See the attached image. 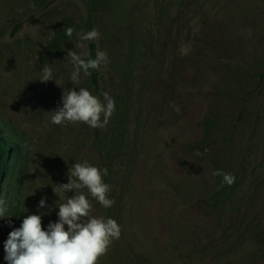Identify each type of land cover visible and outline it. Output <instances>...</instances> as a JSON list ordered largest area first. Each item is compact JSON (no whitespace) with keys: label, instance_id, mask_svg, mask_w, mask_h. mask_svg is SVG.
Returning a JSON list of instances; mask_svg holds the SVG:
<instances>
[{"label":"rangeland","instance_id":"obj_1","mask_svg":"<svg viewBox=\"0 0 264 264\" xmlns=\"http://www.w3.org/2000/svg\"><path fill=\"white\" fill-rule=\"evenodd\" d=\"M89 2L109 63L77 84L67 51L89 53L87 2L0 0V127L19 145L0 193V264L25 216L45 230L58 220L75 193L57 185L85 160L107 169L115 201L82 189L89 216L121 228L97 264H264V0ZM44 67L54 80H39ZM80 88L114 99L105 128L51 123Z\"/></svg>","mask_w":264,"mask_h":264},{"label":"clouds","instance_id":"obj_2","mask_svg":"<svg viewBox=\"0 0 264 264\" xmlns=\"http://www.w3.org/2000/svg\"><path fill=\"white\" fill-rule=\"evenodd\" d=\"M73 32L74 29L67 28L65 34L70 38ZM78 36L81 41L95 42L100 33L93 28ZM67 55L73 65L70 80L77 84L80 82L81 71L88 76L91 74L90 70L100 71L109 63L107 52L100 49H97L94 59L87 51L81 55L69 49ZM41 71L40 81L54 80L51 68L44 67ZM102 95L103 102L85 88H80L79 91H64L62 107L50 113L51 123L67 126L82 122L93 129L105 128L115 112V101L106 92ZM196 155L202 153L197 151ZM67 175L68 182L57 187L64 194L68 191L75 194L58 206V220L50 221L45 230L42 228L40 215L25 216L20 227L13 229L4 242V259L7 264H97L100 257L108 252L110 245L119 239L121 228L118 223L112 218L90 217L92 206L86 195L81 192L86 188L90 196L104 208L113 206L115 201L108 195L111 186L103 180L107 169H100L85 160L75 163ZM212 176L222 177V186L235 183L232 173L219 169L215 170ZM53 191L55 192L54 189ZM46 199L41 197L37 207H48ZM2 205L3 202L0 201V217L5 216L6 212V207Z\"/></svg>","mask_w":264,"mask_h":264},{"label":"trees","instance_id":"obj_3","mask_svg":"<svg viewBox=\"0 0 264 264\" xmlns=\"http://www.w3.org/2000/svg\"><path fill=\"white\" fill-rule=\"evenodd\" d=\"M87 2L88 7V20H87V32L90 31L91 17L93 15V8L89 0ZM89 54L91 58H95L96 44L95 42L88 41ZM99 71L91 70V80L93 83L96 82ZM19 151V145L12 142L8 137L5 136L4 131L0 127V193L4 183V179L10 167V159Z\"/></svg>","mask_w":264,"mask_h":264}]
</instances>
